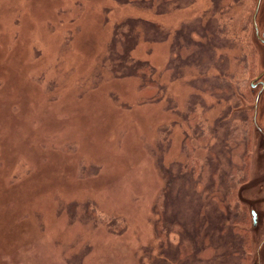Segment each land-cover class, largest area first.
<instances>
[{
	"label": "rangeland",
	"instance_id": "obj_1",
	"mask_svg": "<svg viewBox=\"0 0 264 264\" xmlns=\"http://www.w3.org/2000/svg\"><path fill=\"white\" fill-rule=\"evenodd\" d=\"M253 5L0 0V264H264Z\"/></svg>",
	"mask_w": 264,
	"mask_h": 264
},
{
	"label": "flooded vegetation",
	"instance_id": "obj_2",
	"mask_svg": "<svg viewBox=\"0 0 264 264\" xmlns=\"http://www.w3.org/2000/svg\"><path fill=\"white\" fill-rule=\"evenodd\" d=\"M252 3L254 5L250 7V10L253 11L251 19L253 36L251 39L254 46L256 43L261 48V52L258 54V58L259 66L260 68H262V71L250 88L252 95L255 96L253 115L256 119H258V115L260 114L259 105L262 98L264 97V0H252ZM254 37L256 38L255 43L253 39ZM257 127L260 133L264 134L262 128H260L258 125ZM258 224L259 223L257 218L256 223L254 221V227H258Z\"/></svg>",
	"mask_w": 264,
	"mask_h": 264
},
{
	"label": "trees",
	"instance_id": "obj_3",
	"mask_svg": "<svg viewBox=\"0 0 264 264\" xmlns=\"http://www.w3.org/2000/svg\"><path fill=\"white\" fill-rule=\"evenodd\" d=\"M157 30L159 31V29L157 28ZM158 31H156V32H158ZM175 48V50H176V52L178 51V52H180L179 51V48H178V46L177 47H174ZM124 61L126 60V58L125 57H123L122 58ZM179 61V60H178ZM178 61H177V63H178ZM127 70V68H125V71ZM129 70H130V74L132 73V74H135V73H137V74H140V72L142 71V73H144V75H146L147 73H149V74H151V73H154V69H153V67L150 65V64H148V65H145V67H142V65L141 64H139L138 63V65H135L134 66V68H129ZM133 71V72H132ZM145 77V76H144ZM143 77V78H144ZM150 83V82H149ZM148 86H150V85H147L146 87H148ZM222 88V87H221ZM223 90H225V89H219V91L221 92V91H223ZM236 93V96H238L237 95V93H238V91H235L234 92V94ZM238 98V97H237ZM239 98H240V95H239ZM234 112V111H233ZM236 113H238V112H236ZM233 135V134H232ZM215 155H217L216 153H215ZM219 162H217L216 161V164L215 165H213V161H212V164H211V167H212V172H217L218 173V176H219V173H220V165L218 164ZM186 176V179L187 180H185L184 181V183H185V185L188 183V185H189V182L190 183H193L194 182V185H193V189H196V182L194 181V178H193V175L192 174H189V175H185ZM214 181V180H213ZM215 185H216V183L214 182V184H213V187H215ZM182 190H184V186H183V188H182ZM195 193H196V191H194ZM163 208V210H164V207H162ZM161 208V209H162ZM163 224H162V230H164V229H166V230H164V231H166V232H168L169 233V231L171 230V229H174L176 226H181L182 227V225H179V223L177 224V222L175 221V222H168V223H165V222H162ZM180 236L181 237H183V238H181L182 239V242L183 243H186V241L187 242H189L190 244L192 243V246H196V244L197 245H199V236H197L196 238L198 239H196L197 240V242L198 243H196L195 244V242H194V240L191 238V236L189 235V234H187L184 230L182 231V232H180ZM203 244L204 243H202V244H200L199 246L201 247V246H203Z\"/></svg>",
	"mask_w": 264,
	"mask_h": 264
},
{
	"label": "bare ground",
	"instance_id": "obj_4",
	"mask_svg": "<svg viewBox=\"0 0 264 264\" xmlns=\"http://www.w3.org/2000/svg\"><path fill=\"white\" fill-rule=\"evenodd\" d=\"M163 55H164V51H163L162 48H160V56H163ZM162 65H163V63H162ZM137 115H139V114H137ZM137 118H139V117H137ZM133 152H134V154H137L139 156L141 155L140 148H139V146L136 143H134V150H133ZM141 157H142V155H141Z\"/></svg>",
	"mask_w": 264,
	"mask_h": 264
},
{
	"label": "water",
	"instance_id": "obj_5",
	"mask_svg": "<svg viewBox=\"0 0 264 264\" xmlns=\"http://www.w3.org/2000/svg\"><path fill=\"white\" fill-rule=\"evenodd\" d=\"M253 217H254V221H255V223H256V219L258 218V215H257L255 212L253 213ZM263 245H264V241H263ZM263 245H262V246H263Z\"/></svg>",
	"mask_w": 264,
	"mask_h": 264
}]
</instances>
